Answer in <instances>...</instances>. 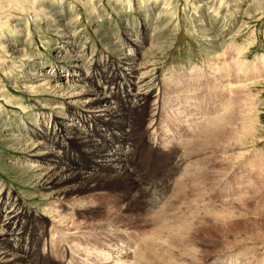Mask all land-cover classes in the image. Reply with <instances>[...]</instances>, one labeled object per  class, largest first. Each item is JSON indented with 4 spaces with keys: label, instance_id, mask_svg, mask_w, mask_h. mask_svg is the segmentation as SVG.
I'll use <instances>...</instances> for the list:
<instances>
[{
    "label": "rangeland",
    "instance_id": "374dc122",
    "mask_svg": "<svg viewBox=\"0 0 264 264\" xmlns=\"http://www.w3.org/2000/svg\"><path fill=\"white\" fill-rule=\"evenodd\" d=\"M127 40L142 44L137 59L153 64L148 76L161 89L160 101L149 96L138 111L115 82L120 62L135 50ZM73 55L92 64L76 75L100 82L99 92H118L113 98L127 118L116 125L128 123L137 146L127 154L132 179L100 172L97 180L87 166L93 183L65 200L39 177L27 142L34 141L29 130L59 104L49 85L36 87L35 73L54 68L58 82L75 80L66 69ZM180 85L189 107L180 108ZM70 109L92 122L78 106ZM147 126L155 131L144 134ZM87 132L108 142L101 128ZM181 151L188 168L178 162ZM1 182L34 222L40 264H91L86 257L99 252L106 264H127L135 246L144 257L138 264H264V0H0ZM147 194L169 210L168 223L149 209ZM57 220L67 228L55 230L53 247ZM113 230L124 243L111 251L104 242Z\"/></svg>",
    "mask_w": 264,
    "mask_h": 264
},
{
    "label": "bare ground",
    "instance_id": "6f19581e",
    "mask_svg": "<svg viewBox=\"0 0 264 264\" xmlns=\"http://www.w3.org/2000/svg\"><path fill=\"white\" fill-rule=\"evenodd\" d=\"M127 43L129 44V46H134L135 50H133V52L131 51L127 53L126 56L124 55V60H122L120 62V65L118 66L120 69V73L117 71V75H115V82H117V85L119 86V88L117 89H125L122 94L126 100L131 102L130 109L138 111L144 107V102L149 96H155V100L158 99L160 101L161 89H157V87H155V79L153 80V77H150L151 73L148 76V71L153 68V64L150 63L149 60L137 59V57H139L138 49L141 48L142 44L135 45L131 40H127ZM70 61L71 64L66 69L67 72L69 71V69H71L72 75H76L74 70L77 68H80L83 71L91 70L92 64L86 63L85 60L80 59L77 55L71 56ZM62 68L65 69L64 67ZM53 70H51L50 72L44 71L40 74L35 73L38 78L37 81L39 83L36 85V87L49 85L50 89L57 91L55 94L58 95L56 99H58L59 101V104L54 107V109H56L54 110L55 112H45L46 117L44 116V119L46 121H43V123L39 124L38 127L33 126V128L29 130V136L33 137L34 139V141L28 139L27 142L31 146L29 156L32 163H36L32 164V166L36 169L39 177H41L42 180L48 183L50 188L58 194L59 198H63L65 200L74 199L75 197H73L72 195L76 193V190L80 185H91L93 183L89 180L91 179V177H88L89 174L87 175V173L84 172L85 167L87 166H90L91 168L96 170L95 175L97 180H100V177H103L100 172H107L111 174L112 177H118L123 180L128 178L132 179L134 176L132 173H134L135 169L130 166L127 154L128 151H130L129 149H133L135 148V146H137V143L133 145V143L131 142V130L128 127V123V125H124L121 121V125H116L120 117L121 119L127 118L125 111L124 113H122L123 111L119 109L118 103L113 98V95H117L118 92H115L114 89H107V86L104 87V90L102 92H99L97 88H99V86L101 85L100 82H96L88 74L86 78L76 75L75 80L70 79L67 82H58L56 77L59 74L54 73L57 71ZM225 71L228 70L225 69ZM87 79H91V82L86 83ZM123 80H126L128 82V85L124 86ZM106 82L107 84H111L108 80H106ZM92 83L94 85L92 89L89 87H85ZM180 86L181 90L179 91L183 94L179 97L178 100L182 102V104L184 103V105L181 104L180 108L189 107L188 105H185V96L187 95L185 94V88H183V85ZM226 86H228L229 91L231 92V85L227 83ZM167 93H169V91ZM70 106H78L79 113L89 114L90 118L92 119V122L89 119L87 122L85 120L81 121L80 119L75 118L74 115L69 113V110H71ZM227 106L226 110H228L230 104ZM231 107L232 104L230 108ZM144 111L146 112V110ZM134 116L135 115H133V117ZM135 117L137 118L138 116ZM215 117L218 120L221 118L219 114L215 115ZM47 118L49 126L48 129H45L44 123L47 122ZM222 119L223 118H221L220 120ZM76 121L84 123L86 125V129L87 127L89 129L90 127V134H93V131L98 128H101L102 130L106 131L109 135V139L106 140H108V142H111V144H107L108 142H103V140H101L102 137H91L87 132L88 129L85 130V128H80ZM155 121L158 122L160 121V119L158 121L155 119ZM110 127H115L116 129H118V139H113L115 133H113L112 130L114 128L111 130ZM144 130V134H147L151 131H155V128L150 126ZM157 137L158 138L157 140H155V142L158 143L160 136L158 135ZM123 140L126 141V143ZM79 152L84 153L89 163L87 162V160L83 161V159H79ZM178 159L181 168H186L187 159L182 151L178 153ZM69 160L71 166L66 164V162ZM135 179L136 181L138 180L137 178ZM136 190H134V192ZM0 191V264H40L39 261L34 260L33 258L34 250L37 249L36 243L33 242L34 234L32 233V228L34 226V222L27 215L25 207L21 204L18 199L14 198L11 192H7V190L3 187L2 182L0 184ZM149 192L150 191H148V193ZM146 202L149 209L157 216L159 220H161L163 223H168V220L170 219H168L167 213H169V210H167V208V213L163 212L165 208L164 210L162 209L163 211H160L159 207L161 205L159 206V202L156 200L155 197L153 198L152 196H149ZM57 221L61 223V220ZM57 228L67 227H65L63 223H61V226L52 227L53 239L50 242L51 246H53L54 243V236L58 234L57 232H60ZM49 230L50 227L45 226L43 232H40L38 235L44 240L45 235L49 234ZM55 230H57V232ZM68 230H70L69 227ZM119 232L121 234V231ZM179 232H183L182 228H179L178 233ZM62 233L63 232H61V234ZM73 234L75 233L72 232L65 235L70 236ZM118 235L119 234L117 230H113L112 233H110L108 240L104 242V246H106L104 248H107L109 250H118L117 247H122L124 240H119L117 238ZM159 236L161 237L162 235L160 234ZM177 236L179 235L177 234ZM162 239L164 238L162 237ZM67 245L69 249H72L68 243ZM80 250H82V247ZM83 250H85V248H83ZM92 250H94V253H96L95 248L87 249L86 252H89L91 254ZM128 253L130 254V256L128 257H130L131 260L126 259L125 262L127 264H138V262L144 258L140 246H138L137 248L136 246L133 247V250L128 251ZM102 254L103 252H99L97 254V258L89 259L86 257V259L89 260L88 262H90L91 264H106L105 261L107 257H103Z\"/></svg>",
    "mask_w": 264,
    "mask_h": 264
}]
</instances>
